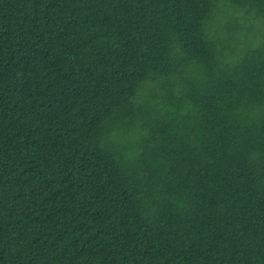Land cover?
<instances>
[{"label": "trees", "instance_id": "trees-1", "mask_svg": "<svg viewBox=\"0 0 264 264\" xmlns=\"http://www.w3.org/2000/svg\"><path fill=\"white\" fill-rule=\"evenodd\" d=\"M0 264H264V0H0Z\"/></svg>", "mask_w": 264, "mask_h": 264}]
</instances>
